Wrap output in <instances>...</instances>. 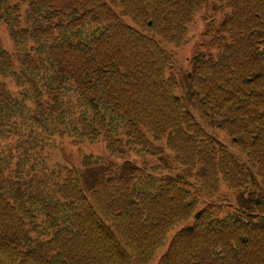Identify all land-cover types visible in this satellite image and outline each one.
Here are the masks:
<instances>
[{
  "label": "trees",
  "instance_id": "1",
  "mask_svg": "<svg viewBox=\"0 0 264 264\" xmlns=\"http://www.w3.org/2000/svg\"><path fill=\"white\" fill-rule=\"evenodd\" d=\"M23 1L0 0V264H150L168 238L157 264H264V0ZM205 5L183 95L167 47ZM56 141L103 148L53 165Z\"/></svg>",
  "mask_w": 264,
  "mask_h": 264
},
{
  "label": "rangeland",
  "instance_id": "2",
  "mask_svg": "<svg viewBox=\"0 0 264 264\" xmlns=\"http://www.w3.org/2000/svg\"><path fill=\"white\" fill-rule=\"evenodd\" d=\"M213 3L220 5L222 4L220 2V0H213ZM21 8L23 11H25L24 8H26L28 6V0H24L21 3ZM5 8V6H3ZM1 11V9H0ZM227 11V10H225ZM225 11H220L218 13H216V18L217 19H221L223 14L225 13ZM208 14H212V10L210 6L205 5L199 12H197L194 15V19L192 20V22L190 23L189 27H188V35H187V41L185 42V44H183L181 47L176 48L174 46H168L167 49L168 51H170V54L172 55V59H173V69L172 73L180 80L181 82V93L184 95V91L187 88H185V75H187L188 70L191 69V64H192V60L195 56H197L200 52H208V42L210 40V37L205 35V29H206V25L209 24L208 22V17L206 15ZM208 23H207V22ZM0 35L2 38V41L5 45V47L9 50H12L13 47V43L10 40V36L8 35V32H6L5 30V22L4 20H0ZM172 64V63H171ZM179 90V89H178ZM180 90L178 92H180ZM202 123L206 126V128L208 129V131L212 134H214L216 137H218L219 139H222L226 144L228 145H232V142L230 141L229 136L219 130L218 128H216L212 122L210 121H206L205 119H203L201 116L198 117ZM59 142H55V148L50 151V163L54 165V162L57 160H61V156L65 159V160H71V162H73L76 166H81L80 162L82 161V156H84L85 154H88L91 150L94 151L95 153H97V149L99 148V151H102L103 146L99 145H91L88 147H84L83 150H81L80 152H76V147H72L69 148L67 147L65 151L67 154V157L65 158L64 155V151H62L59 148ZM100 146V147H99ZM105 152V151H104ZM106 153V152H105ZM170 161H173V156L175 155L174 153H167ZM144 157L148 160L149 164L148 166H156L157 163H163L162 161L159 160V158H154L150 155H145ZM117 161H116V160ZM123 162L121 159H117V158H111L109 155H105V164H109L112 163L116 166H120L119 162ZM162 166V165H161ZM164 167V166H162ZM83 178H87V173L84 172L83 173ZM89 176V175H88ZM87 180V179H85ZM193 183V188L197 189V184L194 180H192ZM225 187V186H224ZM223 189V188H222ZM249 191L244 192L246 195L248 194ZM242 196L243 194H239V193H234V195L231 197V200H233L234 204H239L242 202ZM206 199V198H204ZM213 199H217V198H213ZM206 203V202H204ZM171 237V235L169 236ZM170 238H168L166 244L164 247L160 248L157 255L153 258V260L150 262V264H157L158 263V259L159 257L162 255V253L166 250L168 241Z\"/></svg>",
  "mask_w": 264,
  "mask_h": 264
}]
</instances>
